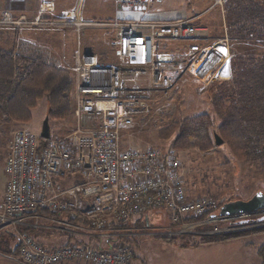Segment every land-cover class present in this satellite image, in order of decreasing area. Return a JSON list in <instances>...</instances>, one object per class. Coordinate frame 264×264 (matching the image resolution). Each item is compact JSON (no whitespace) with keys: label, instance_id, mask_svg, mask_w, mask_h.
Returning <instances> with one entry per match:
<instances>
[{"label":"built area","instance_id":"1","mask_svg":"<svg viewBox=\"0 0 264 264\" xmlns=\"http://www.w3.org/2000/svg\"><path fill=\"white\" fill-rule=\"evenodd\" d=\"M117 1L123 8L146 11L164 0ZM35 23L40 22L24 14L0 12V31ZM113 25L115 62H103L80 49L74 54L70 65L76 78L74 128L63 137L49 139L19 128L9 141L0 229L16 230L15 248L26 264H131L133 249L127 240L139 235L138 220L145 219L149 226L151 210L169 212L176 230L165 236L264 229V208L221 215L215 198H190L176 150L122 145L124 126L132 125L140 107H145L139 97L142 89L127 87L124 78L147 77L152 87L169 88L180 70L178 65L191 53L178 56L162 44L196 38L198 27L193 19L115 20ZM206 50L201 49L187 68L209 83L216 80L212 77L222 56L218 50ZM71 176L79 179L67 187L57 185ZM40 209L58 217H47ZM189 216L202 218L185 220ZM37 219L44 225L36 224ZM20 227L58 229L93 242L75 240L50 248ZM103 238L107 247L100 245Z\"/></svg>","mask_w":264,"mask_h":264},{"label":"rangeland","instance_id":"2","mask_svg":"<svg viewBox=\"0 0 264 264\" xmlns=\"http://www.w3.org/2000/svg\"><path fill=\"white\" fill-rule=\"evenodd\" d=\"M215 1L164 0L162 3L153 6L156 8L148 9L146 13H144L145 11L130 9H125L124 12L121 10L122 8L120 11L118 10V17L120 18L158 20L168 16L199 15L204 9L212 5L211 10L204 13L201 19L197 21L198 26L208 27L207 31H201V35H207L206 38L202 36L186 41L163 42V49L173 51L178 56H182V53L185 52L186 54L191 53L186 61L178 65L180 70L169 88H154L150 85V80L147 77L124 78L127 87L139 86L142 89L139 97L145 106L140 107L141 111L135 116L134 123L124 126L122 130V145L125 148L147 149L152 147L162 151L170 150L172 139L161 138L159 130L172 122L189 116L203 112L213 113L209 98L210 87L214 82L232 76L230 59L233 56L234 47L237 49H251V47L258 50L264 49V43L240 47L239 45H232L229 38H224L226 34L222 28L223 5L219 1ZM77 6L82 9L85 19L96 23L108 21L109 16H114L113 0H0V12L8 10L17 15L25 14L27 19H32L31 21L38 19L37 21L40 22L39 24L26 25L27 27L23 29L0 31V43L8 48L13 47L15 50H20L24 54H38L40 51L39 54L43 53L41 55L49 59L51 63L70 69V65L74 63L73 54L78 49V42L81 44L82 52L90 51L91 49L88 47L91 45L100 44L99 46L96 45L98 48L105 45L102 42L104 39L100 35V29L94 31L91 27L84 26L80 31H76L61 24V21L66 20L61 16L62 12L74 11ZM89 30L93 31L90 33ZM38 42L41 46H38ZM223 46L226 48L224 49ZM201 49H207V53L211 50H218L222 56V62L216 69V75L212 77V79H216L215 81L204 82L194 75L193 68L191 69L192 72L188 70L189 64H192L191 61L197 58V53ZM100 60L113 63L110 62L112 59L104 61L100 58ZM46 117L47 99L44 98L38 102L37 108L33 110L32 120L27 124H7L0 118V189L7 179L5 162L9 141L14 131L19 128H26L40 135ZM216 120L218 121L217 117ZM74 125V115L64 120L50 121L51 136L63 137L74 128ZM171 149L176 150L180 157L183 179L190 198L213 197L219 204L223 205L237 199L247 200L257 191L264 192V161L253 159L237 161L225 143L222 145L215 144L214 148L210 150H200L199 148ZM148 214L151 217L149 226L139 228V235L127 240L131 243L134 253L131 264L186 263V250L183 249L182 244L185 241L188 243L189 239L186 238H191L193 235H186L185 239L164 238L163 233L176 230L171 222L169 212L166 209L151 210ZM143 220L145 221L142 218ZM35 222L38 225H44L41 220L37 219ZM31 234L48 247L54 244L64 245L69 240L67 234L61 233L58 229L43 228L42 230H35ZM16 235V230L13 227L0 229V246L4 247L3 249H6V244L12 247L16 243ZM9 236L13 237V241ZM80 238L76 239L78 243L79 241L90 244L93 242V240ZM241 238L245 242L253 240L255 246L262 245L264 243V231L251 233ZM100 245L107 247L105 238L101 240ZM249 249V252H252V248L249 247ZM251 257L252 254H249V259ZM252 263L262 264L258 255H256L255 262L252 261ZM0 264L26 263L20 259L19 255L8 256L0 251Z\"/></svg>","mask_w":264,"mask_h":264},{"label":"trees","instance_id":"3","mask_svg":"<svg viewBox=\"0 0 264 264\" xmlns=\"http://www.w3.org/2000/svg\"><path fill=\"white\" fill-rule=\"evenodd\" d=\"M224 11L227 35L232 45L241 47L264 43V0H225ZM231 68L230 78L218 80L210 87L213 113L189 116L159 130L161 138L172 139L171 148L210 150L215 146L213 133L216 131L237 161H264V49L234 47ZM75 81L70 69L51 63L45 56L39 53L24 54L0 43V118L7 124L29 123L33 110L44 98L47 99L49 121L72 117L75 109ZM42 144H45V140H42ZM40 213L47 217H58L43 209H40ZM201 218L189 216L185 220ZM141 222L138 220L136 227H145L146 222ZM20 229L32 233L43 228ZM59 231L67 234L68 243L81 239L72 233ZM262 231L264 229L233 234L193 235L186 238L189 242L185 241L182 246L223 242ZM162 236L167 239L186 237ZM10 239L13 241V237ZM3 248L0 246V251L5 255H18L15 247L11 250ZM257 254L264 264V243L258 247Z\"/></svg>","mask_w":264,"mask_h":264},{"label":"crops","instance_id":"4","mask_svg":"<svg viewBox=\"0 0 264 264\" xmlns=\"http://www.w3.org/2000/svg\"><path fill=\"white\" fill-rule=\"evenodd\" d=\"M216 1L218 2L219 0H216ZM220 3H222L221 5H223V8H222V28H224L225 34H226L224 38L228 39L227 25H226V19H225V11H224L225 1L220 2ZM155 4H159V3L152 4L148 9L152 8ZM120 8H122L121 9L122 11L127 9V8L121 7L118 4L117 0H113V9H114L113 14H114V16H109V18L107 19L108 21H102L101 23H96L92 20L85 19L83 17V14H82V9L79 6H77L74 11H63L62 12L61 16L63 17V19H66V20L61 21V24L64 26H69V28H72L76 31H80L84 26H89V27H91V29H94V31L100 29L99 30L101 32L100 35L104 39L102 41L105 44V45H103L104 47H102V48L96 47V45L99 46L100 44H96L95 46L91 45V47H88L91 50L85 51V53L95 54L98 58L100 57L104 61H107L108 59H112V60L114 59L113 61L111 60L110 62H115V56L113 54V48H112V41L114 40V38L116 36V28L114 27L113 22L115 20H120V21L121 20L122 21L139 20V19H134L132 17H123V18L118 17V10L120 11ZM153 8H156V7H153ZM210 8H212V5L208 6L206 9H204V11L201 12L199 15L185 16V17L184 16H176V17L175 16L174 17L168 16V17H164L163 19L148 20V21H173V20L182 19V18L183 19H185V18L186 19H193V23L198 27V33L196 35V39H198V37L200 38V37L204 36V34L201 35V31H204V30L207 31L208 27L207 26L206 27L198 26L197 21L201 19V17L203 16L204 13L210 11L211 10ZM130 10H134V9H130ZM147 10L144 13H146ZM136 11H139V10H136ZM154 11H157V10H154ZM141 19H143V18H141ZM29 20H32V19H29ZM37 20L38 19H34L33 21H37ZM144 20H146V19H144ZM96 26H101V27H96ZM89 31L91 33L93 30H89ZM206 37H207V35L204 36V38H206ZM38 46H41L39 44V42H38ZM223 47H224V49L226 48L225 46H223ZM77 48L82 51L81 44L79 42H78ZM75 52H74V54H75ZM39 53H40V51H39ZM41 54H43V53H41ZM74 54H73V58H74ZM107 62H109V61H107ZM230 73L232 74L231 59H230ZM5 173H6L7 179H6V182L3 185V187L0 189V201L4 197L6 185L8 182V175L6 172V168H5ZM78 179H79V177H77V176L76 177L71 176L68 179H66L65 181H59L57 185H61L62 187H67L70 184L76 182ZM147 219L150 222L151 217L149 216V214L147 215ZM142 222H144V220ZM138 227L142 228L143 225H139ZM237 239H242V238H237ZM260 245L255 246L253 240H248L247 242H245L243 239L242 240L231 239V240L223 241V242H211V243L200 244L198 246L184 247L183 249L186 250V263H182V264H253L252 261L255 262L256 255H258L257 250H258V247ZM56 246H59V245L54 244L50 247L53 248ZM12 247L14 248L15 244ZM12 247L10 245H6V248L11 249ZM249 247L252 248V252H249V250H250ZM249 254H252L251 259H249ZM133 255H134V253H133Z\"/></svg>","mask_w":264,"mask_h":264},{"label":"water","instance_id":"5","mask_svg":"<svg viewBox=\"0 0 264 264\" xmlns=\"http://www.w3.org/2000/svg\"><path fill=\"white\" fill-rule=\"evenodd\" d=\"M40 136L43 139H49L51 137V126L48 116L45 118L43 122V127ZM214 140L216 145L224 144V140L216 131H214ZM262 208H264V192L257 191L251 198L247 200L237 199L226 202L221 206L220 214L229 215L235 213L254 211Z\"/></svg>","mask_w":264,"mask_h":264}]
</instances>
